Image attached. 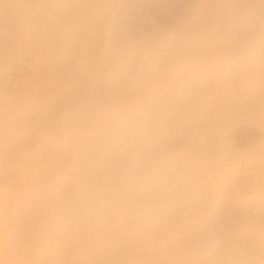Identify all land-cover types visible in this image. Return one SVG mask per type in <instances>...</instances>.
<instances>
[{
  "label": "bare ground",
  "instance_id": "6f19581e",
  "mask_svg": "<svg viewBox=\"0 0 264 264\" xmlns=\"http://www.w3.org/2000/svg\"><path fill=\"white\" fill-rule=\"evenodd\" d=\"M4 1L13 10L15 21L18 24L14 41L19 44V47L23 48L37 38L43 39L48 53L55 58L57 63L52 67L46 80L39 81L18 99L8 100L7 113L0 120V207L2 208L3 203L6 202L7 186L26 183V185L29 184L28 187L32 186L29 188L25 186L27 194L20 197L24 206L28 205L30 209L32 208L31 212L33 210V217H31L33 222L30 223V226L33 223V227L29 230V241L19 252L11 245L22 221L17 226L11 216L6 223L4 222L5 224L0 222V264H19V260L20 262L25 261L29 256L34 258V261L45 259L51 253L50 247L58 246L62 240L74 244V250L70 257L75 260L99 259L101 263L102 260H105L110 264H118L120 261H129L133 264L139 262L142 264H170L174 256L173 252L178 251L179 256H186V251L171 244L174 228L159 223L160 200L157 195H153L156 180L162 171L164 174V170H162L164 165L167 166L166 155L164 157V152L162 153L160 150V140L163 139V136L156 137L154 132L157 128L153 130V127L159 125H153L156 123L151 114L156 106L154 99L158 96L157 92L160 88L162 89L163 81L161 80H165L166 75H168L167 77L171 75L168 70L173 68L174 62L176 64L178 59L180 62L182 56L185 58L187 52L183 48L190 51L197 46V51L196 49H194L196 52L192 51L199 54V51L201 50L202 53L208 44L217 41L218 36L225 37L227 44H232L237 40H234L235 36L240 35L243 38H248L264 33V0H199L191 21H188L190 23L180 31L177 30L178 32L167 36L169 50L163 52L162 47L156 48L159 47V39L155 40L156 36L154 39L152 37L154 44H158L156 47H146V45L141 48L136 47L139 49L135 53L148 54L151 61L148 64L141 63L142 60H138L137 54L136 58L128 60L127 63L125 61L126 64L136 65L140 72H145L143 75L135 76L134 74L135 77L131 79L126 74L127 77L121 75L122 71L120 72L119 67L123 59L121 49L120 51L116 48H109L106 44L98 48L93 43L85 42L81 36V32L84 30L96 35L98 30L110 27L113 11L109 7V3L114 0L72 1L64 9L75 16V19L67 21L46 14V8L56 0H35V3L30 0ZM220 8L221 12L218 15L217 11ZM192 37L196 39L194 41L193 38V42ZM219 40L223 42L222 39L219 38ZM219 40L218 43H224ZM240 42L239 40L238 43ZM262 42L264 45V41ZM214 43L212 47L218 44ZM180 49L186 54L181 51L183 52L181 54L184 55L178 57L179 54H175ZM189 54H187L189 59H194L196 54L193 57V53ZM198 56L196 57L198 58ZM254 58L253 60H251L252 58L248 59L244 66H247L245 71L249 68L252 70L251 65H257L261 70L258 77L255 76L259 78V82L258 79L256 81L260 83L256 89L258 94L257 91L254 92L258 96L260 91L258 88L264 81V61L259 62L258 60L257 62ZM185 59H182L183 62ZM179 62L177 65H181ZM216 62L217 65L219 61ZM177 65L174 66V69ZM205 68L207 67L205 66ZM218 70L217 72H219ZM251 74H249L250 77ZM98 75L107 79V83L105 81L104 84L101 83L102 86L105 85L101 91L94 82L98 79ZM120 75L123 77L122 79H119ZM170 77L176 78L173 75ZM57 80L62 81V86L57 84ZM172 80L178 81L177 79ZM159 81L162 85H159L160 88L157 86L159 90L155 91L154 86ZM169 81L167 83L171 88L174 85L171 86ZM123 82L126 83V86H123L125 87L123 91H125L122 93V89H120L121 94L120 91L117 94L119 90L117 87ZM164 82L166 83V81ZM166 85L163 87L166 88ZM177 86L179 90L183 87V83L181 86ZM234 88L231 90L237 92L238 90L234 91ZM178 90L176 91L178 92ZM176 91L175 93H177ZM155 92L157 95H154ZM160 93L162 92L160 91ZM237 93L236 97H238ZM162 95L164 94L162 93ZM226 96L224 99L222 95L223 101L217 102L220 105L217 106L220 111L218 116L214 113L206 116L204 115L206 112L202 111L201 115L204 116V121H200L202 116L197 122L195 117L198 115L194 117L197 123L189 120V124L190 122L195 123L192 136L199 135L197 138H200L201 135L198 133L207 127L221 135V131L224 130L227 123H232L231 120L227 123L221 122V120V123L217 121L227 112L229 113V110L232 112L237 107L234 105L235 103H239V101L243 103L241 101L243 98L239 97L241 100L237 101L231 94L229 97ZM257 96L256 99L253 96L254 101L245 99L246 102L249 100L251 102L248 103L250 106H246L245 102V105L242 104L244 108L241 106L245 114L243 119L253 120L264 132V87L260 96L258 98ZM158 99L160 101V98ZM223 102H227L229 105H225ZM205 107L207 108V106ZM193 111L195 112V110ZM192 113L190 115L194 116L195 114ZM159 116L161 117V115ZM187 116L189 117V114L185 117ZM164 124L163 127L166 126V123ZM159 127L161 126L159 125ZM168 129V132H172L170 127ZM141 133L145 135L142 142L138 137ZM167 133L166 137L171 134ZM202 140L200 138V141ZM200 141L197 142L198 145ZM203 141L202 144L197 145V148L200 147L198 148V157L194 156L198 161L196 163H199V166L196 165L197 169L198 167L207 169L210 175L208 180L211 182V186H208L213 198V195L226 180L229 169L233 167L232 161L235 160V157H228L226 152L231 150H226L224 143L223 146L219 143L221 148L216 145L215 148L211 146L210 149V146L205 145ZM217 141L219 140L217 139ZM217 146V153H215L214 149L216 150ZM163 148L164 146H162ZM223 148L225 150L218 153V150H223ZM142 149L145 154L141 155L140 150ZM184 150L182 151L184 152ZM38 151L47 152L50 159L48 160L52 162L50 167H54V171L50 170L51 172L48 173L45 165L35 164L36 162L30 158ZM188 152L183 156L188 157L189 154L190 157ZM174 154L176 153L169 157ZM167 155L169 154L167 153ZM239 155L245 158L252 157L258 163H264V141L253 149L239 152ZM167 160L169 161V158ZM60 167L66 169L62 177L59 170L63 169ZM75 169L79 174L73 175ZM192 181H190L192 183L191 192L194 191L197 183L194 182L195 180ZM187 184L189 187L190 183ZM66 194L71 198L68 203L69 208L65 205L61 208L60 206L64 202L59 203V199L64 200ZM20 197L18 196L17 199ZM67 199L68 197L66 202ZM37 203L40 204L41 209H37L39 207ZM147 204L150 205L146 207ZM65 207L69 210L66 211ZM0 220L2 221V219ZM259 232L261 241L255 244L256 251L253 252V260L250 259L254 264H264V229ZM211 241L209 236L204 244L206 250ZM229 258L226 254H220L216 259L220 264H229L231 262Z\"/></svg>",
  "mask_w": 264,
  "mask_h": 264
},
{
  "label": "rangeland",
  "instance_id": "374dc122",
  "mask_svg": "<svg viewBox=\"0 0 264 264\" xmlns=\"http://www.w3.org/2000/svg\"><path fill=\"white\" fill-rule=\"evenodd\" d=\"M30 1H33L35 3V0ZM72 1L75 0H56L53 4L46 8V14L65 21L69 19L74 20L75 16L71 15L64 9V7H68L72 3ZM198 1L199 0H114L109 3V7L113 11L110 27L98 30L96 32V35L84 30L81 32V36L83 37V40L85 42L93 43L97 45L98 48H101L103 44H106V46L109 48H116L119 50L121 49L122 51H120L121 53H123L121 55V57L123 58L121 60L122 63L119 64L120 72L122 71L121 75L124 77L128 76V78L130 77L131 79L136 75L145 74L144 71L140 72V69L138 70V68H136V65L126 64L128 60H132V58L134 57L136 58L135 55L137 53H135V51L141 47H145V45L146 47H156V45L158 44H154L153 40L155 36V40L159 39V47L157 46L156 48L162 47L161 49L163 50V52L164 50H169L167 36H170L171 33L180 31V29L185 28V26L190 23L188 21H191ZM219 10L217 11L218 15L221 12V8ZM76 15L78 16L79 12L76 13ZM17 31L18 24L15 21L13 10L10 9V7L4 0H0V120L7 113V101L10 99H18L22 94H24L28 89L37 84L39 81L46 80L51 73L52 67L57 63L55 58L48 53L43 39L37 38L27 46L20 48L19 44L14 41V35H17ZM235 37L236 38L234 40L237 39L238 42L239 40L241 42L238 43L236 40V44L235 42L232 44H227L228 42L226 41L225 37L218 36L217 41L220 38L224 43L221 42V40L219 41L223 44L214 41L218 43L217 46L213 45L212 47V44L215 43H210L208 44L209 46H205L207 50H205L206 48L203 47L205 48V52L203 51L201 53V50H198L199 54L194 53L197 51V46H195L194 48L192 47L193 49H191L190 51L187 50V48H183V50L186 49L187 54L193 53L192 57L196 54L194 56V59L192 58V60L189 59L185 51L180 49L175 55L179 54L178 57H180L186 54L188 58L186 56L185 58H187L189 61L183 58L184 56H182L179 62V59L176 56L178 59L176 61V64L174 62L173 68H170L171 71L170 69L168 70L169 73L171 72L170 74L176 78L170 77L171 75L167 77V72L165 74L166 79L163 77V79L165 80H161L163 81V85L160 83L161 81H159L157 83L158 85L156 84L154 86L155 91L159 90V85H162L161 87L163 89L166 84L167 87L169 86V84L167 83V81L169 80L170 85H174L171 87L172 89L170 88V86L168 87L171 90L167 87L164 88V90L160 88V90L157 92L158 96H156L154 99V104L156 106L153 108L154 111L153 109V112L151 111L153 120L156 122L153 125L159 124L161 126L159 127L158 125V127H153V130L154 128H157L154 132L156 137L158 135L163 136V139L160 140V150L162 153L164 152V157L166 155L165 161L167 164V166L164 165V168L162 169L164 170V174L162 173V171L161 175L156 180V185H154L155 191L153 195H157L159 197L158 200H160L159 223L165 224V226H172L174 228L172 236L173 241L171 242V244L186 251V256L184 257L179 256L177 254L178 251L175 253L173 252L172 254L174 256L170 261V264H220L216 259L218 256H220V254H226L230 257L229 259L231 260V262L229 264H246V262L247 264H254L250 259L253 258V252L256 251L254 247L255 244L261 241L259 231H262L264 229V163H258V161L252 157L245 158L239 155V152L253 149L255 146L263 143L264 141V132L261 130L260 126L251 119H243L245 114L243 111L244 107L242 106V104H247L246 106H250V104L248 105V103L251 101L249 100V102H246L245 99L248 98L254 101L258 94V90L256 89L257 85H260V83H258L259 78H256L255 76L260 74L261 70L259 69V67H257V65H251L252 70H250V68H247V71L250 72L248 73L247 71H245V68L247 66H244V63H247L246 61H248V59L250 60L252 58L251 60H253L254 57V60H256L257 62L258 60L259 62H261L262 60L264 61V45L262 42L264 41V33L252 35L248 38H243L240 35ZM193 38L195 41V37H192L191 40ZM260 43L262 44L258 45ZM194 49H196V51ZM181 51H183L184 54H181L183 53ZM144 54L145 53L142 52L140 54H137V58L138 60H142L141 63L145 62L144 64H148L151 61V58H149L150 56L148 54H145V56ZM196 56H198V58ZM218 57H222V59H224L225 61H222V59ZM182 59H185V61L183 62ZM210 60L213 61L211 62ZM218 61L221 64H219ZM178 62L181 65H177ZM215 62L218 64L216 65ZM223 63L226 64L222 65ZM176 65L177 67L174 69V66ZM211 65L213 68L211 67ZM205 66L208 68V71H206L207 68H205ZM214 67H217V69H215ZM219 67L222 70H220ZM211 68L212 70H210ZM199 69L201 72L199 71ZM217 70L219 72H217ZM242 70L245 72H243ZM251 71L253 72L252 74ZM249 74H251V77ZM253 74H255L254 77H252ZM121 75L119 76V79L123 78L121 77ZM99 76L100 75H98V79H96L97 83L96 81L94 82L97 85L96 87H99L98 89L101 91L105 86H102L101 83L104 84V81L106 82L107 79L105 80V77H103L102 75L101 77ZM172 79H177L179 82ZM256 79H258V82L256 81ZM164 81H166V83ZM175 82L179 86H181L183 83V87L178 90V86L175 85ZM262 83L264 84V81L261 82V87L258 88L260 90L258 96H260L261 91L264 87ZM57 84L62 86V81L57 80ZM123 86H126L125 82H123L122 85H119V88L117 87V90L119 89L117 94L119 93V91L121 94L120 89H122V93L125 91H123V88H125ZM233 88L234 91L236 89L238 90V93L240 92L238 94L235 91L238 97H236V93L231 90ZM175 89L178 90V92L180 91L181 93H178ZM160 91L164 95H162ZM175 91L177 93H175ZM256 91L257 94L254 93ZM157 94L155 92L154 95ZM230 94L231 96L232 94H234L235 96L233 95L234 97H232L237 101L238 99L241 100L240 98H243L241 100L243 101V103H241L240 101L239 103H235L234 105H237V107L234 106L235 109L232 110V112L228 109L229 113L227 112L217 122L227 123L231 120L233 124L230 123V125L229 123H227V126L225 127L226 129L224 128L225 131L223 129L221 131L222 133H224H221L222 136L219 133L218 135L216 131L214 132L212 128L208 127L203 128V130H201L202 133L201 131L198 133L201 135V140L203 138L204 141H202L205 145L207 144L208 147L210 146V149L212 147L215 148L216 145H219V143L221 145L224 143L223 145L224 147H226V150H231L229 152H226L227 155H229L228 157H235V160L232 161L233 167L229 169V173L227 174L228 176H226L225 178L226 180L217 191V193H213L214 195L212 198L209 189L210 187L208 186H211V182L208 180L210 175L207 169L199 167L197 169L196 167L197 164V166H199V163H196L197 160L194 155H197L198 157V148L200 147L197 148V142L200 141V138H197L199 137V135L197 134L198 136H195L197 140L199 139V141L195 140V136H192L194 135L192 130L195 123H197L203 116L201 115L202 111L207 113L204 114L203 112V114L206 116H208V114L209 116L213 115V113L214 115L217 114L218 116V114L220 113L218 109L219 107H217L219 105L218 103L223 101V97L225 99V96L227 95L229 97ZM253 96L254 99H252ZM157 97L160 98V101ZM248 99L246 100L248 101ZM161 103H163L162 106H160ZM223 103L225 105H229V103L227 102ZM205 106H207V108ZM241 106L243 108H241ZM200 108H202L203 110ZM193 110H195V112ZM191 113L195 115L192 116L190 115ZM184 114H189L190 119L188 116V118L185 117L186 115ZM159 115H161V117ZM196 115H198V117ZM158 117L161 120H159ZM176 117L177 119L175 120ZM194 117L196 118L197 122L196 120H194ZM238 117H240V119L242 118V120L238 119ZM179 118L182 120H180ZM186 118L187 120H185ZM203 118L204 116L200 121H204ZM178 120L181 122H179ZM189 120L195 123L190 122L189 124ZM164 123H166V126L163 127ZM181 125L183 126L181 127ZM169 127L171 128L170 130H172V132H168ZM158 128L161 129L158 130ZM157 132L162 133L158 134ZM166 133L171 134L166 137ZM139 135V141L142 142V138L145 135H143L142 133ZM217 136H219L220 138ZM217 139L219 141H217ZM202 141H200L199 145L202 144ZM130 142L132 144V140ZM161 145L164 146L163 149ZM221 145H219V148H221ZM217 149L218 146L216 150L214 149L215 153H217ZM182 150H184V152ZM219 150L218 153L224 151L225 149L223 148V150ZM143 152V149L140 150L141 155L145 154V152ZM187 152L190 153V157L189 154L188 157H185ZM167 153L169 155H167ZM173 153L176 154H174L172 157H169ZM183 154L185 155L183 156ZM32 157L30 158L36 162L35 164L40 163V165H45L46 171L48 170V173L54 171V167H50L52 166V162L49 161L50 159L46 151H38V153H36ZM168 158L169 161L167 160ZM60 168L63 170H59ZM60 168L57 169L59 170V174L62 177L64 176L63 173L66 169L64 167ZM77 174H79V172L77 169H75L73 171V175ZM192 180H195L194 182L197 183L199 182L198 184L196 183V189L194 188L193 192L190 191V186L192 185L190 181ZM187 183H190L189 187ZM27 185L26 183H18L7 186V199L5 200L6 202H4L5 204L3 203L2 205L3 207H0V219H2V221L0 220V222L2 224L4 222L6 223L7 219H10L11 216L13 217L12 219L15 220L17 226L22 221V224L19 225L20 228L18 227L16 230L17 235L15 237V240L17 242L14 240L11 245L12 248L18 250V252L19 250H23V247L28 243V236L30 233L29 230H31L33 227V223L30 226V223L33 222V219L31 218L33 217V210L31 212L32 208L30 209L28 205L27 207L24 206L20 197H23L27 194ZM173 192L175 193L176 197ZM188 194H190L191 196ZM17 195L20 198L17 199ZM192 195H194L195 197ZM69 196H67L66 194L64 196V200L59 199V203L64 202L63 204L61 203L62 205L60 204L61 208L64 207L63 205L68 206L69 208V199L71 200ZM67 197L68 199L66 202ZM209 198L211 199L209 200ZM13 203L16 204V207H14L15 204L13 205ZM38 203L37 205L39 206L40 204ZM149 205L147 204L146 207ZM65 208L67 209L66 211L69 210L67 207ZM37 209H41V207L39 206ZM27 216H29L30 219ZM209 236L211 237L212 241L209 248L206 250L204 248V244L207 242ZM49 250H51V253L46 256L45 259H39V261L36 260V262L34 261V258L32 259L31 256H29L25 261L20 262L19 260V264H110V262L106 263L105 260H102L101 263V260L99 261V259L75 260L71 258L70 256L74 250V244L66 242L64 240L60 241L58 246L50 247ZM15 257V259L17 260L16 254ZM118 264L133 263H130L129 261H120ZM136 264L142 263L139 262Z\"/></svg>",
  "mask_w": 264,
  "mask_h": 264
}]
</instances>
